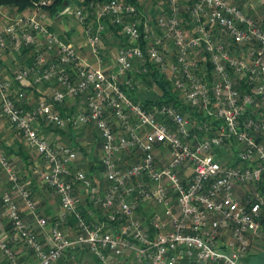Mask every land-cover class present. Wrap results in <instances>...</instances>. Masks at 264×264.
I'll return each instance as SVG.
<instances>
[{
    "label": "built area",
    "instance_id": "2783aa9c",
    "mask_svg": "<svg viewBox=\"0 0 264 264\" xmlns=\"http://www.w3.org/2000/svg\"><path fill=\"white\" fill-rule=\"evenodd\" d=\"M70 7L95 62L41 14L5 15L0 57L25 47L34 55L10 75L0 70V113L37 154L32 172L57 195L74 231L37 213L29 183L0 147L8 183L0 193V264H58L72 250H88L99 264H243L264 228V27L232 0H161L153 17L125 0H77L61 13ZM110 25L121 44L106 71ZM148 66L192 113L144 105L124 91L143 83L138 75ZM29 79L57 83L30 109L25 94L13 92ZM66 98L81 107L63 115L56 105ZM90 124L101 141L103 183L75 164L78 149L40 132ZM18 245L31 249V260L20 259Z\"/></svg>",
    "mask_w": 264,
    "mask_h": 264
},
{
    "label": "crops",
    "instance_id": "0c3cea01",
    "mask_svg": "<svg viewBox=\"0 0 264 264\" xmlns=\"http://www.w3.org/2000/svg\"><path fill=\"white\" fill-rule=\"evenodd\" d=\"M244 0H236L241 6H244ZM28 11H35L38 14H41L43 16V20L47 25L54 31H56L58 34H60L64 39L70 40L77 45H82L83 42V34H82V26L77 23L76 25H68L66 17L59 16L56 12H51L46 8L42 9H34L27 8L23 11H17L15 7L10 6H2L0 7V29L5 23V15L14 16L19 13L28 12ZM264 21V19H262ZM111 30H107L105 33V36L110 37L108 33H110ZM112 33V32H111ZM117 34H119L117 32ZM113 36V35H111ZM82 40L80 42H76L78 39ZM121 38V36H120ZM106 42V41H105ZM105 47L103 46L101 56V66L106 71L111 69L112 66V58L107 61H105ZM80 53L89 58L90 61L95 62V59L91 56L90 51L87 47L83 46L80 48ZM34 55V47H25L20 52H5L0 57V70L10 75L15 70L19 69L22 66L28 65ZM57 86V83L55 80H51L49 82H45L42 84H35L30 79L26 80L22 84H15L13 92L15 95H19V91L21 93H24V104L25 107L30 109L32 108L38 96L45 95L50 96L52 92L55 90ZM36 97V98H35ZM79 101L73 102L71 99L66 98L62 104L56 105V107L60 110V112L65 115L67 113L73 112L80 108ZM40 132L53 139L61 141L65 144H68L70 146L75 147L76 149L81 150V145L86 144L88 147H94V143H96V147L98 148L99 153L101 154V141L98 138L96 131L94 127L90 125H86L84 127L79 128H73V127H66L65 129H54L51 126L48 125H41L40 126ZM94 138V140H92ZM93 141V142H92ZM0 147L1 149L9 155V157L12 159V163L15 168H19V171L22 172V175L25 177V182L29 183V186L31 187L32 193L34 198L37 201V213L40 216L49 217V214L54 217V213H52L51 209L52 206L55 205L53 203L50 196L47 194V190L43 187L47 185H44L40 182L38 175L34 174L32 172V165L34 162L38 161L39 158L37 154L28 148L23 141V138L21 134L15 130L13 127L9 125V123L4 119V117L0 113ZM21 151L24 152V155L21 153ZM92 154L88 153L86 157L88 159L92 158ZM19 161V164H17L16 161ZM57 198V195H56ZM16 200L19 203L20 211L23 215V217L26 219L27 223L30 227L35 229L38 233V237L41 241H46V231L44 229H41L35 221V217L33 214L29 213L27 208L24 206L22 201L19 197H16ZM58 201V199H57ZM59 206V201H58ZM84 209L87 207V205H83ZM60 208V206H59ZM89 208V207H88ZM62 212L60 209V218H62ZM63 226L73 232L74 231V220L73 218L67 217L61 219ZM264 238V228L261 230V236L259 237L258 243H260L261 240ZM262 242V241H261ZM19 253V257L22 260H31L32 259V251L31 249L23 246L18 245L15 247ZM251 255H249L247 258H245V261L249 259ZM60 261V260H59ZM64 264V263H63Z\"/></svg>",
    "mask_w": 264,
    "mask_h": 264
},
{
    "label": "rangeland",
    "instance_id": "374dc122",
    "mask_svg": "<svg viewBox=\"0 0 264 264\" xmlns=\"http://www.w3.org/2000/svg\"><path fill=\"white\" fill-rule=\"evenodd\" d=\"M77 0H66L64 2V6L59 7L57 10L63 12L64 7L67 6L70 2L73 4L76 3ZM161 0H140V8L141 10L153 17L158 12V6ZM236 2V0H232ZM244 6L242 5V8L244 11L257 19L258 23L261 27H264V7L260 5L258 0H244ZM74 6V5H73ZM61 17H66L68 25H76L78 22L73 17V14L71 13V7L68 9L67 13H61ZM112 32V31H111ZM108 33L109 35H113L110 37H107L104 35V47H105V55L106 58L105 61L108 59L110 60L113 56V54L116 52L118 46L121 44V38L120 35L117 34V32ZM82 38L76 40V42H80ZM106 41V42H105ZM137 92L140 96L143 98H154L156 94H160V90L156 87V85L152 84L151 86H148L145 83H142L137 88ZM47 95V94H45ZM36 98V97H35ZM94 140V138H92ZM93 142V141H92ZM81 150L78 149L79 156L77 160L75 161V164L77 166H80L84 168L88 173H91L94 178H96L97 181L103 183V176L101 172V168L99 167V157L100 153L98 151V148L96 147V143H94V147H88L82 143L80 144ZM88 153H91L93 156L91 159H88L86 155ZM17 164H19V161H16ZM16 170L18 171V174L20 176V179L22 182L26 181L25 177L22 175V172L19 171V168L17 167ZM8 187V183L6 181V177L4 172L0 169V193L4 191ZM47 190V194L52 199L53 203H55L54 206H52V213H54V217L49 214L48 220L51 223L53 218H60V208L58 206V197L56 198V194L52 191L51 188L43 186ZM81 193V192H80ZM62 216V215H61ZM47 217V216H46ZM264 239V238H262ZM262 241V242H261ZM260 243H257V246L255 247V253L249 257V259L243 264H264V240H261ZM99 264V262L93 257V255L88 250H72L69 254H67L63 259H61L58 264Z\"/></svg>",
    "mask_w": 264,
    "mask_h": 264
},
{
    "label": "trees",
    "instance_id": "16d2710c",
    "mask_svg": "<svg viewBox=\"0 0 264 264\" xmlns=\"http://www.w3.org/2000/svg\"><path fill=\"white\" fill-rule=\"evenodd\" d=\"M66 0H52V2L44 6L43 8L48 9L51 12H57L59 7L64 6V2ZM106 0H83V3L87 4L89 2H103ZM126 2L133 3L140 8V3L138 0H125ZM39 2V0H0V7L2 6H10V7H15L17 11H23L24 9L27 8H32L34 7L35 3ZM141 9V8H140ZM111 30L112 32H117V29L114 28L113 26H109L108 30ZM149 69L145 74L138 75L140 77L141 81L148 86H151L152 84L156 85V87L160 90V94H156L154 98H148L145 97L143 98L142 96L139 95L137 92V88H131L129 86L123 85L124 91L135 101H141L144 105H149L150 103H172L176 107L180 108L181 110L187 112V113H192L190 108L184 104L181 100L180 94L178 91H176L172 84L165 79L163 75L158 73L152 66H148ZM21 153L24 155V152L21 151ZM100 167V166H99ZM91 174V173H89ZM82 212L86 213V210L82 207L81 208ZM264 222V221H262Z\"/></svg>",
    "mask_w": 264,
    "mask_h": 264
}]
</instances>
